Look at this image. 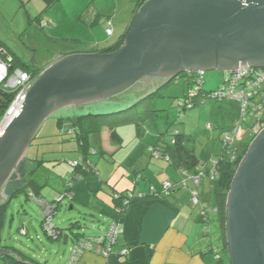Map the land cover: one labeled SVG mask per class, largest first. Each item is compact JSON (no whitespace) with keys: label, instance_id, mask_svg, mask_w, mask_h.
<instances>
[{"label":"water","instance_id":"water-1","mask_svg":"<svg viewBox=\"0 0 264 264\" xmlns=\"http://www.w3.org/2000/svg\"><path fill=\"white\" fill-rule=\"evenodd\" d=\"M240 67L264 68V0L147 1L117 51L63 56L43 70L23 108L0 135V207L40 127L57 112L106 103L150 76L170 81L185 71ZM65 198L66 192L49 204L57 210ZM90 223L94 226L95 221ZM84 228L76 220L65 235L85 234ZM226 231L231 264H264V131L251 143L234 177ZM11 253L0 248V257Z\"/></svg>","mask_w":264,"mask_h":264},{"label":"crops","instance_id":"crops-1","mask_svg":"<svg viewBox=\"0 0 264 264\" xmlns=\"http://www.w3.org/2000/svg\"><path fill=\"white\" fill-rule=\"evenodd\" d=\"M139 2L140 0H55L49 8H46L45 0H0V32L3 31L2 20L7 23V30L11 35L13 34L15 42L22 41L23 49L31 52L30 57L33 61L31 66L38 64L45 69L60 57L72 53H91L95 50L115 47L131 26ZM109 19L113 22L112 36L106 33ZM5 38L0 34V56L15 65L17 56L8 47L9 45L4 44ZM4 50L7 52V57L1 55ZM55 124L60 129L58 123ZM59 132L63 133L60 136L64 137L62 141L57 142L59 146L56 145V149L60 148L63 152H77L82 158L83 154L74 135L65 134L62 128L58 130V134ZM66 135H69L68 138H65ZM151 137L145 136L149 138L147 141L144 140L147 143V151L141 148V157L129 167V173L121 174L123 179H119L120 184H118L121 187L114 184L109 190L110 181L114 183L111 176L105 181L99 177V172L97 178L102 181V186L98 192L93 193L85 179L74 183L72 197H69L71 209L77 207L80 209L78 211H81L79 214L84 213L91 218L90 220L95 221L94 226H91L92 232L84 234V239L98 238L109 231L115 216L113 200L115 193L130 191L138 198L123 220L124 236L113 246L110 256L106 258L94 251H85L76 264H226V253H222L224 248L221 250L217 245L216 224H219L221 231L219 240L222 242L223 229L219 215L214 211L210 179L204 177L201 185L197 186L191 176L185 177L171 166L165 157L153 155L150 148ZM44 138L48 139L49 145H55L51 136ZM136 142L132 141L134 145H138L141 141ZM99 145L103 155L109 153L112 156L116 152L110 145ZM90 147L88 143V150ZM149 152L150 157L147 155ZM86 157H89L88 152ZM38 159L37 157L34 160ZM75 159L80 160L76 157ZM88 160L96 167L91 159ZM70 166L72 167V163ZM50 170L57 176L61 175L63 179L70 177L72 171L69 166L61 171L56 168ZM166 182L172 185L169 196L163 187ZM28 189L29 199L38 203L44 210L40 201L48 204L50 202H47L40 192V185L33 184ZM154 192L163 193L168 197V204L146 205L142 199ZM195 193L199 194L197 205L192 201ZM209 200L211 205L208 204ZM204 206L207 207L205 218L202 215ZM4 225L5 222L1 227V237ZM20 233L28 236L29 231L26 226H22ZM45 234L54 242L63 238L66 246L63 254L56 257L58 258L56 264H70L76 243L74 235H65L63 232L58 238ZM123 249L129 250L127 255L122 254ZM215 249L218 250L221 259L216 258ZM30 260L32 261L31 258ZM30 260L27 261L31 262Z\"/></svg>","mask_w":264,"mask_h":264},{"label":"rangeland","instance_id":"rangeland-1","mask_svg":"<svg viewBox=\"0 0 264 264\" xmlns=\"http://www.w3.org/2000/svg\"><path fill=\"white\" fill-rule=\"evenodd\" d=\"M1 23L3 31L0 32V34L6 37L3 40L4 44L9 45L8 47L15 52L20 63L31 65L33 62L30 57L31 52H27L23 49L22 41L19 40L18 42H15L13 34L11 35L7 30V23L5 21L3 22L1 20ZM41 64H43V62ZM15 67L20 68L23 67V65L15 64ZM224 78L225 72L223 71H206L204 78L205 92L219 91ZM158 80L156 81L158 82ZM188 80L193 81L192 78L188 79L186 76L177 79L173 84L161 92L162 95H165L164 98L155 99L151 104H157V110H162L158 114L162 115V112L165 111V117H161L157 121L161 130H167L166 121H168L169 129L171 128L173 131L177 130L192 137V147L194 148L195 154L202 162H204L202 168L207 170L212 167V163H216L218 161L223 152L224 142L227 138L224 135V132L232 128L236 117L235 113L237 112V107H234V112L231 113V105L217 102L216 100H213L212 97L208 98L201 95L195 99V108L186 110L185 113H181L183 108H177L175 105L182 98H184L188 89ZM146 82L147 81L140 82L139 86H137L138 88L136 89L141 88L144 90L150 84L155 85V83ZM112 106L113 104L108 102L95 105L93 106V112H109ZM222 107L224 109L227 108L225 112L220 109ZM80 113L81 110L76 108L63 109L48 118L42 124L34 141L30 145L27 157L28 160L25 158L20 163L18 170L13 174L7 185L9 189L18 185L16 180L20 176L19 174L22 173V170L25 169L23 178L26 183L29 180L37 182L41 187L40 192H42V195L46 198L47 202H52L65 194L66 182L69 177L63 179L61 175H55L56 173H52L50 169L54 170V168H56V170L61 171L67 166L73 169L70 164L78 161L75 157L82 160L77 152H63L60 151V148H58V150L56 149L57 146H59L57 142L62 141V137H64L60 136L62 135L60 132L58 134V130L62 128L63 132L68 134L72 128L71 119L77 118ZM59 118L62 119L63 123L60 129H58L55 124ZM208 125H211L212 129L209 130L207 128ZM252 126V123H245L243 125L241 136L237 144L245 142H249V144H251L248 140V136L252 130ZM115 129L123 139L121 147H119L120 145L111 142L110 130L107 127H105V131L100 137H96L95 135H91L89 137V144L91 147L89 148L90 150H88V158L96 165L95 170L96 172H99L100 178L106 181L109 176H111V180L114 183H111L110 181L109 190L112 189L111 187H113L114 184H117V187H121V185H118L120 184L119 179H123L121 174L123 172L129 173V167L132 166V164H134L139 157H141V148H144L147 151V143L144 140H149V138H139L136 135L135 123L133 122L121 123L117 125ZM46 136H51V140L55 142V145H49L48 139L44 138ZM68 136L69 135H66L65 138H68ZM133 140L137 141L136 143H138V141L141 142L138 143V145H134V143H132ZM46 141H48V143H46ZM64 144L60 145L65 146ZM99 144L110 145L115 148L116 152L112 156L109 153L102 155ZM147 155L150 157V152ZM37 157L39 159L34 160ZM205 178L208 179V176H205ZM11 182L13 185H11ZM193 182H191V184L195 187ZM19 188L22 187L20 186ZM28 195V189L26 191H20L7 207V217L5 218V225L2 233L3 244L13 246L16 250L24 253L26 256L38 263L56 264V262H58V258L56 257L63 254V250L66 246L65 242L63 238H61L58 242L48 239L44 232V228L42 227L44 210L38 203L30 200ZM211 198L212 196L210 197V200ZM210 200L208 202L209 205H211ZM57 207L58 208L55 211L54 223L58 229L64 230L65 233V228L68 227L70 223H74L76 220L81 219L83 226H87V228L83 229V232L86 235L92 232L90 228V217L79 216V212L81 211H78L80 209L77 207L71 209L72 206L69 197L65 198ZM215 216L217 217V215ZM22 226H26L29 231L28 236H23L22 233H20ZM215 227L218 233L216 235L217 245L222 250L223 242L219 240L221 235L219 224H216ZM58 245L60 246L57 249ZM225 262L226 264H231L227 255H225Z\"/></svg>","mask_w":264,"mask_h":264},{"label":"trees","instance_id":"trees-1","mask_svg":"<svg viewBox=\"0 0 264 264\" xmlns=\"http://www.w3.org/2000/svg\"><path fill=\"white\" fill-rule=\"evenodd\" d=\"M55 0H45L46 8H49ZM149 0H140L138 7L136 9V14L139 9ZM108 21V20H107ZM130 29V27H129ZM127 30L126 34L123 36L121 41L112 48L95 50L91 52V54H111L117 51L125 42L127 34L129 32ZM74 54V53H72ZM15 64L23 65L20 67L26 71H33L34 67L31 65L20 63L18 58H15ZM206 74V72H205ZM205 74L201 75L199 72H183L178 77L173 80L166 81L165 78H159L157 76H150L142 81H147L146 83H155V85H148L144 90L138 88L139 84L136 85L133 89H130L123 94L114 96L111 101L108 103H112L113 106L109 112L103 113H95L93 112L94 104L82 106L78 109L81 110V113L78 114L77 118L71 119L72 128L68 132V134L74 135L76 141L79 144L80 151L83 154L82 160L72 163V171L71 176L67 179L66 182V193H71L73 190L74 183L80 179H85L89 189L95 193L101 190L102 181L97 178V172L92 163L89 162L86 157V152H88V143L89 137L91 135H95L96 137H100L103 133L105 127L110 130V140L115 144H122V138L118 134L115 127L121 123L133 122L135 123L136 135L139 138H144L147 135L152 136V146L150 147L154 151L159 152L158 157H165L168 162L173 166L176 170H178L181 174L188 173L193 176L199 175L201 173L207 176L213 168L212 167L204 172L202 168L204 162H202L192 147V137L185 133L179 132L177 130L169 129V122L166 121L167 130H161L158 126L157 121L161 117H165V111H163L162 115L158 114L159 110H157V104L152 105V101L158 98H164L165 95H162L161 92L171 84H173L177 79L186 76L188 79H193V81H189L188 89L178 103H176L177 108H183L181 113H185L186 110H190L195 108V99L199 96L208 97L217 93L218 91L213 92H205L204 83H205ZM226 78V72H225ZM225 78L223 80L222 85L224 84ZM159 79V80H158ZM158 80V82L156 81ZM156 86V87H154ZM221 88V87H220ZM194 93V94H193ZM12 94L0 89V115L4 113V111L8 108L12 101ZM133 99V100H132ZM217 101V100H216ZM219 102V101H217ZM226 103L227 105H231L230 111L234 112V107H237V112L235 113V120L238 118V106L233 102H221ZM221 110L226 111L223 107ZM228 111V110H227ZM169 119V118H168ZM233 122V124H234ZM57 123L59 128L62 127V119H57ZM249 142L235 144L232 148L231 154L228 156L223 149L222 154L220 155L218 161L216 162V175L215 180L211 181L212 183V194L214 198V208L217 209V213L219 215V220L221 222V226L223 229L222 240H223V252L226 253L229 259L228 252V242H227V231H226V215H227V201L229 197V193L233 184L234 177L238 171L239 166L242 161L246 157V154L250 148ZM224 148V147H223ZM103 155V154H102ZM81 163V165H80ZM33 184H37L34 180H29L25 187L15 188L10 192L9 199L11 201L17 196V193L20 191H26ZM11 191V190H10ZM166 193V192H165ZM168 196L171 194V191L166 193ZM68 196V195H67ZM69 197V196H68ZM9 199L0 207V248L5 251H11V254H5L0 257L1 264H38L35 260H30L28 256L24 253L16 250L11 245H4L3 239L1 237V227L5 222V218L7 217V207L9 206ZM114 200V208H115V216L114 220L123 221L125 216L127 215L129 208L133 203H135L138 198L135 197L132 192H117L113 195ZM146 205L153 204H168L169 200L163 193H153L150 196L142 199ZM207 211V207H206ZM44 221V219H43ZM43 227V222H42ZM78 227V226H77ZM75 228L78 229L79 228ZM56 230L57 227L55 226ZM47 233L46 231H44ZM48 234V233H47ZM49 235V234H48ZM62 233H59L56 237H60ZM51 236V235H50ZM84 234L78 232L74 235L75 242H79L84 240ZM83 238V239H81ZM19 256V257H18ZM221 259V257H220ZM30 260L31 262H28ZM223 260V259H222ZM230 260V259H229Z\"/></svg>","mask_w":264,"mask_h":264},{"label":"built area","instance_id":"built-area-1","mask_svg":"<svg viewBox=\"0 0 264 264\" xmlns=\"http://www.w3.org/2000/svg\"><path fill=\"white\" fill-rule=\"evenodd\" d=\"M106 33L108 36H112L113 34V22L111 19L107 21ZM11 66L13 67L12 70H10ZM43 70H35L32 72L16 68L10 61L2 59L0 56V89L13 95L10 105L4 113L0 115V135L23 108L29 91L37 82ZM199 73L201 75L205 74L202 71H199ZM210 97L219 102H233L238 106V118L234 122L232 128L224 132L227 138L224 142L223 149L228 156L231 154L232 148L238 142L245 123H252L253 125L248 136L250 143L264 131V68L240 67L234 71L226 72L224 84L217 93ZM207 128L210 130L212 126L208 125ZM151 151L156 157L159 156L158 151L152 149ZM216 164L217 163H213L212 171L207 175L211 181L215 180L217 177ZM73 165H76V163ZM182 174L185 177L190 176L188 173ZM204 177L205 174L203 173L195 176L191 175V178L197 186L201 185ZM163 187L167 193L171 190L172 185L166 182ZM67 195L71 198L72 192ZM34 200L36 199L34 198ZM192 201L195 205L199 204L198 193L194 194ZM40 202L44 208V231L52 237H56L58 231L53 223L55 207L44 201ZM214 211L217 212V209L215 208ZM202 215L204 218L207 215L206 206L203 207ZM124 233L123 221L114 220L106 236L102 235L98 238L84 239L76 242L70 264H76L85 251H94L106 258L109 257L112 253L113 246L124 236ZM128 252V249L122 250L123 255H127ZM215 253L216 258L220 259L221 256L217 249H215Z\"/></svg>","mask_w":264,"mask_h":264},{"label":"flooded vegetation","instance_id":"flooded-vegetation-1","mask_svg":"<svg viewBox=\"0 0 264 264\" xmlns=\"http://www.w3.org/2000/svg\"><path fill=\"white\" fill-rule=\"evenodd\" d=\"M33 67H34V70L33 71H41V70H43L44 68H42L40 65H33ZM32 71V72H33ZM27 159V158H26ZM23 169V168H22ZM24 174H25V169H23L22 170V173L21 174H19L20 176L18 177V179L16 180L17 182H18V185H15L16 187H14V188H11V189H9V187H7V189L5 190V195H6V200L4 201V203L9 199V196H10V192H12V190L13 189H15V188H18V187H25L26 186V181H25V179L23 178L24 177ZM11 185H13L12 184V182H11ZM11 185H10V187H11ZM11 190V191H10ZM29 190V189H28ZM30 192V191H29ZM3 203V204H4ZM2 204V205H3Z\"/></svg>","mask_w":264,"mask_h":264}]
</instances>
